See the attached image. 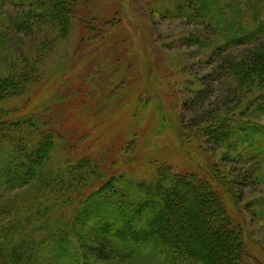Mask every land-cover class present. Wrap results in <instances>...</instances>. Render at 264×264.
Returning a JSON list of instances; mask_svg holds the SVG:
<instances>
[{
  "label": "trees",
  "instance_id": "1",
  "mask_svg": "<svg viewBox=\"0 0 264 264\" xmlns=\"http://www.w3.org/2000/svg\"><path fill=\"white\" fill-rule=\"evenodd\" d=\"M152 1L162 19L200 26L184 41L217 57L215 69L193 77V101L204 106L199 91L207 79L231 81L221 103L228 108L193 115L191 129L234 153L233 163L252 158L250 170L208 167L209 179L161 166L150 182L138 183L106 168L96 154L54 155L62 134L44 116L12 115L11 101L41 80L47 55L68 41L76 21L86 39L108 19L95 0H0V12L4 3L15 10L4 13L0 32V264H243L247 218L239 213L233 221L221 193L238 202L235 186L250 184L253 158H264V125L246 117H264V0ZM20 32L41 35L34 52L9 49ZM101 41L102 55L113 51L108 62L121 71L127 57L120 58L107 36ZM240 46L245 49L237 52ZM182 117L173 114L176 134Z\"/></svg>",
  "mask_w": 264,
  "mask_h": 264
},
{
  "label": "rangeland",
  "instance_id": "2",
  "mask_svg": "<svg viewBox=\"0 0 264 264\" xmlns=\"http://www.w3.org/2000/svg\"><path fill=\"white\" fill-rule=\"evenodd\" d=\"M95 2L97 11L108 19L107 25L86 40L76 21L68 41L47 55L41 80L32 85L27 95L11 101L12 115L26 114L36 121L44 116L51 121L63 138L54 155L63 158L71 151L93 153L103 159L106 168L118 175L125 172L138 183L150 182L161 166L173 173L208 178L210 167L221 171L233 164L239 171H249L247 162L252 158L233 163L230 158L234 153L207 142L205 137L198 138L190 127L193 115L204 114L206 108L212 115L228 108L221 103L228 98L231 86L227 75L214 83L207 79L205 92L199 91L205 97L204 106L201 100L193 101V77L202 78L215 69L217 62L212 52L184 41L189 33L201 32L200 26L196 29L183 18L162 19L152 10V6L156 7L152 0ZM14 11L4 3L0 32L5 27L4 13L11 15ZM105 34L110 42L117 43L120 58L127 57L126 65H120L121 71L108 62L113 51L105 48L108 57L102 55ZM36 36L31 32L17 33L8 47L23 54L34 52L41 35ZM244 49L240 46L236 51ZM173 114L183 116L178 134L170 126ZM250 114L246 113V117L264 125V117ZM58 157L51 160L55 166ZM263 159L259 155L253 158L256 167L250 184L235 186L241 195L238 202L221 193L233 221L239 222V213L247 218L243 264H264Z\"/></svg>",
  "mask_w": 264,
  "mask_h": 264
}]
</instances>
